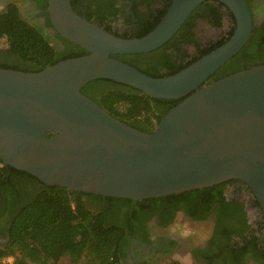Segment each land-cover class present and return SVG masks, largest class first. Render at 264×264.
<instances>
[{
  "label": "water",
  "instance_id": "obj_1",
  "mask_svg": "<svg viewBox=\"0 0 264 264\" xmlns=\"http://www.w3.org/2000/svg\"><path fill=\"white\" fill-rule=\"evenodd\" d=\"M203 1L173 0L148 33L121 37L78 15L70 0H47L53 29L88 53L36 72L0 68L2 163L48 186L132 201L239 180L264 219V64L204 84L249 39L246 0H217L235 17L232 35L175 74L152 77L110 56L158 48ZM101 78L184 98L145 132L80 92Z\"/></svg>",
  "mask_w": 264,
  "mask_h": 264
},
{
  "label": "trees",
  "instance_id": "obj_2",
  "mask_svg": "<svg viewBox=\"0 0 264 264\" xmlns=\"http://www.w3.org/2000/svg\"><path fill=\"white\" fill-rule=\"evenodd\" d=\"M37 3L41 8L47 6V0H44V4L39 1ZM70 3L81 17L120 36L112 29V22L125 12L126 4H121L120 0H70ZM211 8L215 12L210 23L220 26L222 13L216 14L214 5ZM132 10L139 14V10L134 7ZM190 16L158 48L143 53L110 56L152 77H165L177 73L223 44L235 29L234 17L227 37L213 47L200 48L197 37L191 31L193 25L188 26L192 20ZM142 17L145 18V24L149 23L145 13ZM125 22L130 24L129 16ZM154 27L155 23L136 37L145 35ZM58 38L64 44L60 51L51 43L43 27L24 20L18 6L14 3L8 4L0 12V43H5L0 49V68L36 72L60 60L88 53L60 34ZM181 43L198 48L199 56H191ZM260 64H264V22L259 26L253 25L247 43L210 75L204 84ZM80 92L114 117L145 132H151L161 117L184 98L149 96L139 89L107 78L87 82L80 88ZM51 135L47 134L48 137ZM23 175L39 182L40 188L33 194L26 192V200L20 202L19 208L11 216L6 240L0 242V264H7L3 259L9 256L13 257L11 264H56L63 257L75 264L80 261H84L83 264H123L122 244L128 238V232L116 219V211L123 206H130L131 210L128 211L132 214L138 207L154 210L153 208H160L157 206L161 202L177 200L183 201L178 207L192 217H199L195 213L199 209H210L216 213L220 222L216 233L223 240L222 245L217 246V253L223 258V262L264 264L263 216L253 226L249 223L244 201L226 196L228 186L236 181L242 183L244 189H248L239 180H228L179 194L132 201L128 198L78 192L57 185L48 186L29 173L12 168L0 160V200L13 198V193H19L15 188L13 190V186L15 180ZM253 199L252 206L259 207L254 196ZM202 217H206V213ZM213 258L212 255L206 256L208 264H213ZM172 264L178 262L174 261Z\"/></svg>",
  "mask_w": 264,
  "mask_h": 264
},
{
  "label": "flooded vegetation",
  "instance_id": "obj_3",
  "mask_svg": "<svg viewBox=\"0 0 264 264\" xmlns=\"http://www.w3.org/2000/svg\"><path fill=\"white\" fill-rule=\"evenodd\" d=\"M37 1L44 4V0H0V12L8 4H16L21 17L30 23L43 27L46 34L50 37L51 43L60 51L64 48V44L58 38L59 33L53 29L46 8L39 7ZM172 1L120 0L121 4H126L124 8L125 12L121 17H118L112 22V29L120 36L136 37L154 23L156 26L166 14ZM203 2L191 11V13L193 12L192 14L190 13L191 16L190 14L188 15L192 18L188 26L190 24L193 25L191 31L195 37H197V27L200 24H203L205 28H216V31L221 27L222 24L220 26H213L210 23L212 20L211 16L215 12L211 8V5L216 7V14L217 12L222 13L221 21L226 20L229 25L226 28L225 34L220 35L216 32L215 39L209 40L206 44H200V48L208 49L217 45L223 38L227 37L233 26L234 15L223 2L217 0H206ZM247 3L254 20V25H261L264 22V17L260 13L262 0H248ZM133 7L139 10V14H136L132 10ZM144 13L149 23H144L145 18L142 17ZM128 16L130 24L125 22ZM157 20L158 22L156 23ZM181 45L186 49L189 46H193L184 43H181ZM193 47L195 48V54L193 56L198 57L200 50L195 46ZM39 186V182L29 176L23 175L15 180L13 186V190L16 189L19 193H13L15 194H12L13 198H3L0 200V241L4 242L6 240V230L9 225V220L19 208L20 202L26 200V192L33 194L40 188ZM229 186L236 189L234 195L236 199H239L240 192L248 194L249 203L252 205L254 201L253 194L249 189H244L242 183L236 181ZM182 202V200L161 202L157 206L160 208H153L154 210L138 207L132 214L128 211V209L131 210L130 206L127 208L123 206V208H119L116 211V219L128 232V238L122 244L124 253L122 254L121 260L123 264H172L174 261L180 263L182 259H185L187 264H208L206 259L207 255L214 256L213 264H226L225 261L223 262V258L221 256L219 257L217 253V246H221L223 240L216 233V228L220 225L219 220L216 218V213H213L210 209H199L195 211L196 216L199 217L195 218L178 207L182 205ZM255 209L259 212L260 217H262L260 208L255 207ZM205 213L206 217H202ZM180 230H184L185 232ZM200 230H203V237L197 236Z\"/></svg>",
  "mask_w": 264,
  "mask_h": 264
},
{
  "label": "rangeland",
  "instance_id": "obj_4",
  "mask_svg": "<svg viewBox=\"0 0 264 264\" xmlns=\"http://www.w3.org/2000/svg\"><path fill=\"white\" fill-rule=\"evenodd\" d=\"M261 5H262V8L260 10V13L264 17V0H262ZM119 22H121V20H119ZM228 26L229 25H228L226 20H223L221 27L217 31H216V28H208V27L205 28L203 26V24H200L197 27V38L200 41V44H204V43L206 44L209 40L215 39L216 38V32H218L220 35L225 34L226 28ZM4 45H5V43L1 42L0 43V49L3 48ZM187 51L191 56H193L195 54V48L193 46L187 47ZM235 193H236V189H234L232 186H229L226 190V196L228 198L234 197ZM239 195H240L239 199L244 201L250 224H252L253 226L256 225L261 220L259 212L255 209V207L250 205L248 194H246L245 192H240ZM180 231L185 232L184 230H180ZM202 231L200 230L197 233V236L203 237ZM0 242H3V241H0ZM179 259H181V258H179ZM3 261H5L7 264H11L13 261V257L12 256L6 257L3 259ZM177 261H178V257H177ZM83 263H84V261H80L77 264H83ZM29 264H32V263H29ZM56 264H75V263H72L67 258L63 257V258L59 259V261ZM178 264H187V261L185 259H182V260H180V263H178Z\"/></svg>",
  "mask_w": 264,
  "mask_h": 264
}]
</instances>
